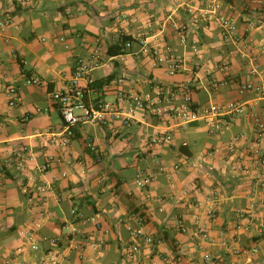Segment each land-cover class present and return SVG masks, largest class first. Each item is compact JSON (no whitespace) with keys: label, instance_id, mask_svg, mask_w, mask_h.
<instances>
[{"label":"crops","instance_id":"obj_1","mask_svg":"<svg viewBox=\"0 0 264 264\" xmlns=\"http://www.w3.org/2000/svg\"><path fill=\"white\" fill-rule=\"evenodd\" d=\"M208 1L0 0L11 18L6 30L0 29V165L9 160L6 171L0 170V264L24 244L23 232L38 211L47 215L38 233L41 249L26 247L17 264H43L50 251L57 253V264L151 259L157 264H264V240L241 227L250 223L254 231L264 219V169L235 173L221 154H208L214 146L224 149L236 135H244L240 147L246 154L257 130L252 111L264 114V0H222L225 12L236 19L235 34L206 19L202 10ZM121 12L128 18L116 21ZM184 26L185 40L180 34ZM125 35L133 46L110 54ZM144 38L167 58L183 57V69L170 75L166 61L155 64L151 54L141 51ZM98 45L102 52L95 58ZM81 57L93 65L92 83L81 80L90 105L117 101L124 93L154 92L157 86L166 91L188 87L198 106L237 100L247 111L221 133L211 134L204 121L183 129L177 120L160 118L147 108L129 126L119 119L81 123L70 145L61 148L56 139L64 121L52 93L71 87ZM28 77L41 83L28 84ZM249 82L261 90H244ZM13 85L22 93L16 106L7 96ZM158 132H171L174 140L153 143ZM18 149L25 166L16 176ZM52 154L61 162L43 172L41 166ZM248 165L254 168L252 161ZM140 176L151 178L143 188L136 183ZM47 182L51 189L39 199L38 189ZM23 184L35 192L34 201L22 192ZM214 192L219 201L214 217L208 218L204 205ZM96 213L99 227L81 219ZM142 213L154 244L131 263L125 256L129 227ZM199 221L207 225L206 239L197 231ZM74 226L85 235L74 234ZM93 242L103 243L102 253L93 250ZM255 246L259 252L251 251Z\"/></svg>","mask_w":264,"mask_h":264},{"label":"built area","instance_id":"obj_2","mask_svg":"<svg viewBox=\"0 0 264 264\" xmlns=\"http://www.w3.org/2000/svg\"><path fill=\"white\" fill-rule=\"evenodd\" d=\"M97 1V0H88ZM251 1V0H245ZM203 15L210 23L218 25L227 34H235L238 30L236 19L227 14L223 9L222 0H209L206 7L202 10ZM128 13L121 12L115 15V20L122 22L128 18ZM11 18L7 14L4 5L0 2V29L5 31ZM253 27V26H251ZM186 27L180 29L181 38L186 39L185 33ZM134 44L133 40H127L125 47L131 48ZM141 51L143 53L151 54L154 57L155 64L166 61L167 72L170 75H176L184 67V58L180 56H172L167 58L163 55L158 47L153 46L147 39H141ZM102 46L98 45L93 52V56L98 58L101 55ZM26 64L22 63V72L26 73ZM90 61L81 57L77 61V69L75 76L72 80L71 87L68 90H60L52 93V99L58 105V109L62 115L64 121V128L59 133L56 139V144L61 148H66L70 145L72 138L75 135V128L77 125L85 122L92 123H107L108 121L121 120L123 124L131 125L139 111H145L150 108L155 115L160 118L168 120H177L179 125L185 129L196 121H204L209 128L211 134L221 133L227 128L232 121L243 115L247 111L245 103L237 100H232L226 103H213L208 106H198L194 103L191 95V90L188 87H179L176 90L170 89L166 91L163 87L157 86L154 92H129L122 94L117 101H103L99 102L96 106L90 105L86 99V88L81 84V80L85 79L89 83H92L90 77V71L92 69ZM28 84H40L41 80L38 77H28L26 79ZM244 90L251 89L255 91L261 90V87L253 83H245L242 85ZM7 96L9 98V104L16 106L22 99L21 89L17 86H10L7 89ZM177 96L182 98L181 103H176ZM252 119L256 127V134L253 142L249 147L247 153L241 151L240 142L244 138V135H236L231 137L224 149L222 147L214 146L209 151L210 156L221 154L231 164V169L235 173L249 174L255 170L259 173L260 169H264V114L259 113L257 110L252 111ZM56 137V135H55ZM174 140V135L171 132H158L153 135L152 141L156 144L171 143ZM186 144V143H185ZM26 147H22L21 150H25ZM92 149L97 155V159H101V153L95 146ZM21 150H17L15 155L17 161L15 165L16 176H19L24 170V160ZM248 161L254 163V168L248 165ZM61 162V159L56 155H48L45 162L41 166L43 172L49 171L56 163ZM9 164V160H5L0 165L1 172H5ZM180 163L174 165V169L178 170ZM151 181L150 177L140 176L137 178L136 183L140 187H145L147 183ZM22 192L29 198L30 201H34L36 198L35 192L30 186L22 185ZM51 189V185L47 182L39 187L38 196L39 199L44 198L47 192ZM219 201V193L214 192L208 198L207 203L204 205V212L208 218H212L215 215L217 204ZM201 205V203H199ZM4 210L2 206V200L0 197V211ZM76 212V211H75ZM81 217V215H80ZM100 213H96L91 217H81L84 222H92L97 227L100 226L99 222ZM47 215L43 211H38L32 220V227L26 229L24 233V244L18 246L16 249L9 252L4 258L2 264H17L18 257L24 252L26 247H29L32 251H39L41 249V243L38 239V233L46 222ZM204 221V220H203ZM199 221L197 223V231L204 239L208 237V228L205 222ZM147 218L144 214L136 216V224L129 227L130 242L126 248L125 256L131 263L136 262V257L145 248L154 244L153 236L146 229ZM244 230L251 232L254 237L262 238L264 240V219L258 222L256 230L253 231L251 224L246 223L241 225ZM73 233L77 236H84L85 233L77 226L73 227ZM51 243L56 247L58 244L57 239H50ZM92 248L97 253H102L103 243L93 242ZM260 247L255 246L251 249L252 252H259ZM59 257L56 252L50 251L43 260V264H57ZM140 264H157L153 259L148 261H141Z\"/></svg>","mask_w":264,"mask_h":264},{"label":"trees","instance_id":"obj_3","mask_svg":"<svg viewBox=\"0 0 264 264\" xmlns=\"http://www.w3.org/2000/svg\"><path fill=\"white\" fill-rule=\"evenodd\" d=\"M131 38L129 37V36H123V43L122 44H120V45H113L111 48H110V50H109V53L110 54H120V53H122L123 52V48H124V46H125V43H126V41L127 40H130ZM87 98V97H86ZM143 214V213H142Z\"/></svg>","mask_w":264,"mask_h":264}]
</instances>
